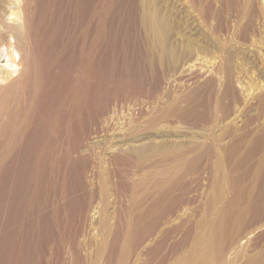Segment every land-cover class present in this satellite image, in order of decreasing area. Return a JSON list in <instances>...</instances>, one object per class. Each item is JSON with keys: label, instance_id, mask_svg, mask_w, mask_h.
<instances>
[{"label": "rangeland", "instance_id": "obj_1", "mask_svg": "<svg viewBox=\"0 0 264 264\" xmlns=\"http://www.w3.org/2000/svg\"><path fill=\"white\" fill-rule=\"evenodd\" d=\"M263 2L0 0V70L21 63L0 89V264H264ZM166 133L169 160L129 149ZM187 148L208 159L183 177Z\"/></svg>", "mask_w": 264, "mask_h": 264}, {"label": "bare ground", "instance_id": "obj_2", "mask_svg": "<svg viewBox=\"0 0 264 264\" xmlns=\"http://www.w3.org/2000/svg\"><path fill=\"white\" fill-rule=\"evenodd\" d=\"M250 4V3H249ZM263 4H264V2H263ZM251 5V4H250ZM249 8V7H248ZM257 8V7H256ZM252 9V11H253V7H251L250 9H247V10H251ZM147 10V9H146ZM249 11H248V13H249ZM144 21L147 23V24H149V28H150V32H151V34L153 35V37H154V40H155V44L156 45H159V47L161 48V50H163L162 52L163 53H167V54H169L170 56H173V53H172V51H171V49H170V47H168V45L166 44V41H167V35H169V33H168V26H167V24L166 23H164L163 22V20H162V18L160 17V14H159V12H157V10L154 8H152V9H148L147 11H145V13H144ZM12 46V45H11ZM10 46V47H11ZM16 49V48H15ZM162 53V54H163ZM164 55V54H163ZM18 57V56H17ZM163 57V56H162ZM165 57H167V55L165 54ZM170 58V57H169ZM19 64H21L20 62H18V61H16V58H15V55H14V51H9L8 52V60H7V63L6 64H3V67H2V69L0 70V89L2 88V87H4L6 84H7V81L8 80H10L13 76H15L16 74H19L20 72H19V70L21 69L20 68V66H19ZM233 66V65H232ZM228 68H226V70H225V73H226V71L228 72V73H226V74H229V76H230V73H229V70H227ZM20 75V74H19ZM224 76V75H223ZM226 76H228V75H226ZM13 79V78H12ZM228 80L229 81H231V78L229 77L228 78ZM261 81V80H260ZM255 84V86H253L252 88H249L252 92L253 91H255V90H258V89H264V83H262V84H260L258 81L256 82V83H254ZM48 86V85H47ZM250 86H252L251 84H250ZM46 87V86H45ZM43 88V87H42ZM229 94V93H228ZM230 95V94H229ZM232 96H233V98L235 97V91H233L232 90V94H231ZM195 101V100H194ZM261 107H260V109L262 108V111H264V92H263V94L260 96V98H259V100H258V102H257ZM230 104V103H229ZM229 104H228V106H229ZM209 105V104H208ZM226 105V104H225ZM224 105V106H225ZM231 105H232V103H231ZM228 106H225V107H222V108H224V114L226 113V116H228V115H230V106L228 107ZM258 106V105H257ZM136 107V106H135ZM208 107V106H207ZM231 107H233V106H231ZM204 108V107H203ZM210 109V108H209ZM157 110V109H156ZM139 111V110H138ZM229 111V112H228ZM234 112V111H233ZM225 116V117H226ZM29 117V116H28ZM224 117V116H223ZM264 117V116H263ZM258 119V118H257ZM39 120V119H38ZM112 120V119H111ZM140 125V124H139ZM33 127V126H32ZM7 127H5L4 125H1V127H0V148L2 147L1 145H2V143L3 142H5V140H7V137H9L8 136V133H7V129H6ZM9 130V129H8ZM258 130V131H257ZM256 131H257V133L259 134V136H258V138L257 137H255L254 139H251V140H253L252 142H251V144H250V146L252 147L253 145H257L259 142H263V137H262V135H263V132L261 133V131H264V123L260 126V127H258V129H257ZM45 131V130H44ZM254 133V132H253ZM110 134V133H109ZM209 134V133H208ZM257 134V135H258ZM211 135V134H210ZM256 135V136H257ZM172 135L169 133H166V134H160L158 137H161L159 140H156L155 138H150V136H149V139H148V141H145V142H142V143H140L138 146H134V147H129V149H131V151H133V153H135V155L136 156H138V157H142L143 156V153H147V151H151V150H154V149H158L161 153H162V155H164V156H167V160H169V156H171L170 154H169V152H170V150H175V152L176 151H178L180 148H182L184 145H185V141H177V139L176 138H174V137H171ZM212 136V135H211ZM21 138H23V134H21V136H20ZM165 137H171V138H168V139H165ZM209 137V136H208ZM24 138H25V136H24ZM142 138V137H141ZM147 139V138H146ZM23 140V139H22ZM21 139H20V141H22ZM130 140V139H129ZM248 141V140H247ZM259 141V142H258ZM135 142V141H134ZM138 142V141H137ZM243 138L242 139H239V140H237V141H234L232 144H231V148L230 149H234V148H238V149H240V148H242L243 146ZM250 142V141H249ZM20 143H22V142H20ZM19 143V144H20ZM27 143V142H26ZM25 143V144H26ZM126 143V142H125ZM129 143V142H128ZM187 143H189V142H187ZM4 144V143H3ZM122 144V143H121ZM135 144H137L136 142H135ZM41 145V144H40ZM52 145V144H51ZM117 145V144H116ZM118 145H120V144H118ZM125 145V144H124ZM260 144H258V146H259ZM113 146V145H112ZM132 146V145H131ZM19 147V146H18ZM27 147V146H26ZM116 146L114 145V148H115ZM230 147V146H229ZM250 147V148H251ZM10 148V147H9ZM28 148V147H27ZM42 148V147H41ZM121 148V147H120ZM219 149V151L220 152H225V151H227V150H229V148H227L226 146H219L218 147ZM17 149V148H16ZM26 149V148H25ZM49 149V148H48ZM112 149V148H111ZM117 149V148H116ZM237 149V150H238ZM12 150H14V149H12ZM19 150V149H18ZM33 150V149H32ZM127 150H128V147H127ZM195 149L194 148H187V149H184V151L182 152V150H180L181 152L180 153H175L174 155H173V157L175 158V157H179L180 159L179 160H181L182 158H184L185 160H186V162H187V164H186V166H185V172L183 173V177H184V175H187V173L189 172V167L192 165V164H194V163H197V162H206L207 161V159H208V152L207 151H205L204 152V150H202L204 153L203 154H200V155H198V156H195L194 158H192V159H190L189 160V158H188V155L190 154V152H193ZM248 150V149H247ZM250 150V149H249ZM5 151H7V150H5ZM15 151H17V150H15ZM15 151L13 152V153H15ZM26 151V150H25ZM28 152H30L29 150H27ZM7 152H9V151H7ZM160 152H159V154H160ZM243 152V151H242ZM6 153V152H5ZM10 153H11V150H10ZM12 153V154H13ZM17 153V152H16ZM171 153V152H170ZM2 155V149H0V156ZM25 155V154H24ZM44 155H45V153H44ZM49 155V154H48ZM26 156V155H25ZM8 157H9V155H8ZM15 157H17V155H15ZM241 157V156H240ZM6 159H7V156L5 157ZM173 158V159H174ZM172 159V158H171ZM172 159V160H173ZM10 160V159H9ZM27 161V160H26ZM45 161V160H44ZM181 161H183V160H181ZM176 161H174V163H175ZM18 163V162H17ZM173 163V162H172ZM177 163V162H176ZM179 163V162H178ZM181 163V162H180ZM179 163V164H180ZM117 164V163H116ZM42 165V164H41ZM118 165V164H117ZM169 165V164H168ZM167 165V166H168ZM171 166H172V164H170ZM169 165V166H170ZM178 165V164H177ZM183 165H185V164H182V166ZM15 166V165H14ZM144 166V165H143ZM168 166V167H169ZM170 166V167H171ZM9 167V166H8ZM42 167V166H41ZM141 167V166H140ZM139 167V168H140ZM168 167H167V169H168ZM174 167V166H173ZM179 168H177V169H181V168H183V167H181L180 168V166H178ZM227 167H228V172L230 173V175H229V177L231 176V178H234V172H235V170H234V168L232 167V165L231 164H228L227 165ZM45 168V167H44ZM172 168V167H171ZM115 169V168H114ZM138 169V168H137ZM175 168H173V170H174ZM42 170V169H41ZM168 170H170V168L168 169ZM172 170V169H171ZM3 171V170H2ZM142 171V170H141ZM160 171V170H159ZM167 172V171H166ZM170 172V171H169ZM168 172V173H169ZM227 172V171H226ZM0 173H1V171H0ZM2 173H4V172H2ZM176 173V172H175ZM167 174V173H166ZM182 174V173H181ZM4 175V174H3ZM116 175V174H115ZM169 175V174H168ZM180 177V178H183V177ZM115 177V176H114ZM1 178V177H0ZM2 179V178H1ZM1 181V180H0ZM108 181V180H107ZM178 186H180V180L178 179V180H176L174 183H173V187H178ZM117 187V186H116ZM109 189V188H108ZM120 189V188H119ZM134 189H136V187H134ZM110 190V189H109ZM139 190V189H138ZM119 192V191H118ZM141 192V191H140ZM174 192L173 191H171V190H169L168 191V197L167 198H169L170 197V195H172ZM110 194V193H109ZM241 194H243V191H242V193ZM176 197V196H175ZM180 198H182V196H179ZM158 199V201H156V202H154V203H152L150 206H149V208L147 209V211L145 212V213H142V214H140V215H138V217L137 218H135V220H136V223L135 222H133V225L132 224H130L129 222V224H128V226H127V228H130L131 227V225H132V227H133V230H135V228H136V225H137V227H138V229L140 228V225H141V223L142 222H147V220L148 219H151V215H152V213H153V210H155V208L156 207H160V204L163 202V200H161V199H159V198H157ZM166 199V198H165ZM93 202H94V200H93ZM145 201L144 200H141V201H139L138 203H137V207H140V206H142L143 205V203H144ZM177 208H179V205L177 206ZM211 209H212V206H211ZM223 210V209H222ZM86 211V210H85ZM211 212H213V210H211ZM85 213V212H84ZM80 218V217H79ZM78 218V219H79ZM87 222V221H86ZM150 223V222H149ZM253 260H249V263L250 262H252Z\"/></svg>", "mask_w": 264, "mask_h": 264}]
</instances>
